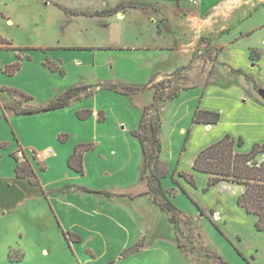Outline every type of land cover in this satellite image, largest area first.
<instances>
[{
	"label": "crops",
	"instance_id": "crops-1",
	"mask_svg": "<svg viewBox=\"0 0 264 264\" xmlns=\"http://www.w3.org/2000/svg\"><path fill=\"white\" fill-rule=\"evenodd\" d=\"M228 5L229 0H0V217L26 208L30 222L46 224L43 217L50 218L48 224L62 239L65 236L82 264H193L169 214L149 193L143 144L133 134L153 95L146 91L126 95L103 85H151L186 68L201 28L218 22ZM233 19L229 20L230 31L210 40L211 47L224 46L219 59L227 51L248 54L250 50L252 55L260 49L234 44L264 28V2L237 24ZM260 50L258 60L264 58ZM49 60L58 69H51ZM17 61L21 68L15 74L3 71L4 65ZM229 66L231 72L242 74V79L235 80L230 75L232 87L250 83L248 96L253 97L238 98L239 108L256 118L245 123L264 128V102L254 96L253 79L245 78V74L254 76L253 70ZM219 67L216 82H199L165 103L161 159L170 172L161 183L179 210L198 218L203 235L229 264H264V230L257 229V216L238 203L244 186L222 181L206 189L209 174L193 168L199 152L225 136L217 130L222 123L219 107L207 102L210 86L221 79ZM80 84L96 85L97 91L64 109L16 115L3 107L12 101L5 88L34 96L39 106ZM86 109L92 115L80 118L78 111ZM198 109L217 111L221 119L217 124L195 123ZM196 134L202 142L191 162L184 164V153ZM228 134L243 139V145L236 146L240 152L264 144L256 140L252 148H246L243 135ZM88 143L93 147L83 154V171L77 170L69 159L77 145ZM19 149L28 153L40 185L17 175ZM32 151L44 152V160L32 158ZM257 160H264V152ZM182 172L193 174L196 185L181 176ZM200 188L216 200L214 208L205 209L199 203ZM222 204L231 210L225 211ZM209 211L212 217L215 213L214 218L205 214ZM233 212L249 222L253 235L262 238L261 244L241 245L238 230L230 234L229 242L226 234L213 227ZM44 251L50 254L47 244Z\"/></svg>",
	"mask_w": 264,
	"mask_h": 264
},
{
	"label": "rangeland",
	"instance_id": "rangeland-1",
	"mask_svg": "<svg viewBox=\"0 0 264 264\" xmlns=\"http://www.w3.org/2000/svg\"><path fill=\"white\" fill-rule=\"evenodd\" d=\"M248 2L251 5V9L248 7ZM254 2L256 5H254ZM263 2L264 0H229V9L226 7L224 13L218 16V22L214 21V23H212V29L211 27L201 28L200 40L198 44L195 45V49H193L192 60L188 66L176 71L169 78L163 80L159 79V82H165L166 86H191L199 82H204L205 80H212L211 78L217 75L216 70L218 65H220L219 73L221 79L218 84L216 83L210 86L207 102L212 107H219L222 113V123L217 129L220 135H226V133L228 134L229 132L243 135L247 143L246 148L249 147V145L252 148L256 140L264 141V128L260 125L250 126L245 123V120L248 118H256L255 115L252 117L249 110L243 112V110L241 111L239 108L240 104L238 98L241 99L245 96L247 98L253 97L248 96L251 91L250 83L248 81L246 83L241 81V87H232L233 78H231L230 75L236 77L234 78L235 80L238 78L242 79V74L239 71L231 72L229 65L235 68H241L247 72L253 70V74L256 78L250 74H245V78H247V80L253 79V88L255 89L254 96L260 98L264 102V97L258 92L260 89L264 91V58L258 60L261 54L260 49L264 50V28L259 30L258 33L245 37L234 44L259 47L260 49H254L252 55L250 50H248V54H243L240 50H236L238 53L234 52V54H232V51H230V53L227 51L223 52L219 59L220 50L224 48V46H222V48L211 47L210 40L213 36H218L221 33L223 34L230 31L231 25L229 20L232 16H234L232 21L237 24L244 17L249 16V13L252 14ZM216 30H218L217 33ZM229 47H233V45ZM5 67L6 65L2 67L3 71ZM159 82L153 84L159 86ZM146 92L154 95L155 88L150 87ZM30 105L35 106L37 102L32 101ZM156 113V110L152 112L153 115ZM213 136L214 134H211L207 140L210 141ZM201 142L197 134L192 138L189 151L184 153V164H189L191 162L195 150ZM199 191V203H201L205 209L207 207L214 208L217 202L213 199L211 193H206L203 190L201 191V188ZM233 201L235 202L234 199ZM231 203L232 199L228 201L229 205H231ZM222 205L225 211L229 210L230 207H227L225 204ZM25 212L26 208H20L11 215L0 217V264H82L79 259L74 256L65 236L63 235L62 239L61 234L48 224L51 223L50 218L43 217L46 224H35L27 219ZM205 214L210 218L215 217V213L212 217L210 211L208 213L205 212ZM216 220L218 219L216 218ZM223 222L225 223L223 224ZM217 225L218 226L213 224V227L222 235L226 234L227 237H225V239L228 241L233 239L230 234H234L236 232L235 230H238L239 234L243 237V243L241 245L246 248H248V245H259L262 243V238L253 235L252 226H249V222L247 220H241L234 212L231 216L226 217L224 221L217 222ZM24 226L27 230L23 228ZM176 228L179 243L185 247L193 264H222L221 261L216 258L218 252L213 245L210 244L205 234L203 235L204 230L202 229L201 231V223H199L198 218L180 213L177 216ZM21 233H23V235ZM45 244L49 246V255H47L46 251H44V253L42 252V248ZM263 256L262 254V257ZM240 257L242 258L241 255Z\"/></svg>",
	"mask_w": 264,
	"mask_h": 264
},
{
	"label": "trees",
	"instance_id": "trees-1",
	"mask_svg": "<svg viewBox=\"0 0 264 264\" xmlns=\"http://www.w3.org/2000/svg\"><path fill=\"white\" fill-rule=\"evenodd\" d=\"M47 64L53 70L58 69L57 65L50 60ZM20 68L21 62L17 61L7 65L4 68V72L15 74ZM211 79L212 80H207V82H216L217 76ZM159 84V86L155 84H105L103 87L119 91L126 95L137 94L150 89V87L155 88L153 100L149 105L143 108L141 124L133 134L138 137L143 144L144 178L150 186L149 193L153 194L154 200L167 211L171 222L177 227V216L183 212L172 203L167 191L163 189L161 183V178L167 176L170 172L168 164L161 159L162 111L168 100L178 96L183 89H187L193 85L166 86L165 82H159ZM5 90H7L13 98L12 101L4 103L3 107L12 110L16 115H27L67 108L74 101L92 96L97 91V86L80 84L69 87L52 100L39 106L30 105V102L34 101L35 97L22 90L15 88H5ZM154 110L157 112L155 115L152 114ZM92 113L90 109L80 110L78 111V116L85 119L91 116ZM103 115L104 114H102L101 118H103ZM220 119L221 114L217 111L198 109L193 117V122L217 124ZM62 138H64V136ZM242 145V138L236 140L232 135L226 134L222 139L199 152L194 160L193 168L197 171L209 174L206 189L222 181L243 185L244 191L240 194L238 203L243 206L248 213L257 216L256 227L258 230H264V160H257V156L264 152V144L256 143L253 149L246 153L236 149V146ZM92 147V143L77 145L74 154L69 159L70 165L77 170L83 171V154ZM17 159L19 161L17 175L28 179L35 185H40L38 176L29 160L22 161L18 157ZM180 175L192 185H196L193 174L182 172ZM169 193L171 194L172 191H169ZM65 235L67 238L69 237V239L74 238L71 234ZM76 240H80V238L77 236ZM216 258L219 259L222 264H229L219 254L216 255Z\"/></svg>",
	"mask_w": 264,
	"mask_h": 264
},
{
	"label": "built area",
	"instance_id": "built-area-1",
	"mask_svg": "<svg viewBox=\"0 0 264 264\" xmlns=\"http://www.w3.org/2000/svg\"><path fill=\"white\" fill-rule=\"evenodd\" d=\"M48 152H50V150ZM16 155L22 161L29 160L28 159V153L23 149L17 150ZM31 157L40 162V161L44 160L45 154L42 151H32Z\"/></svg>",
	"mask_w": 264,
	"mask_h": 264
},
{
	"label": "water",
	"instance_id": "water-1",
	"mask_svg": "<svg viewBox=\"0 0 264 264\" xmlns=\"http://www.w3.org/2000/svg\"><path fill=\"white\" fill-rule=\"evenodd\" d=\"M259 93L264 97V91L260 89Z\"/></svg>",
	"mask_w": 264,
	"mask_h": 264
}]
</instances>
